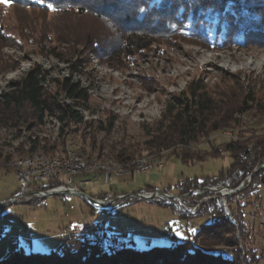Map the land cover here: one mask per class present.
<instances>
[{
	"label": "rangeland",
	"instance_id": "obj_1",
	"mask_svg": "<svg viewBox=\"0 0 264 264\" xmlns=\"http://www.w3.org/2000/svg\"><path fill=\"white\" fill-rule=\"evenodd\" d=\"M89 26L99 34L103 44L97 54H93V46L78 45L79 54L74 58L73 47L60 44L57 39L74 33L87 34ZM0 33L6 37V41L0 42V94L35 65L50 69L54 77H63L71 72L66 59L72 64L81 59L87 62L84 74H75V79H81L90 89V100L82 109L87 125L73 126L65 146H60L57 153L47 154L40 148L34 157L43 155L46 160L33 162L47 165L56 160L52 156L84 150L81 155L90 158L96 171L115 173L111 184L98 179L84 188L94 198L112 201L108 207L92 208L82 197L61 195L8 204L10 195L18 188L16 163L26 160L22 144L30 135L38 137L42 145L60 140L61 124L49 118L35 131L21 133L0 126V259L8 257L16 246L28 252H52L65 237L86 233L105 235L108 246L132 244L140 249L172 246L189 240L202 226L225 218L237 228L243 256L252 259L253 264H264V185L244 193L240 192L246 187L244 183L232 194L223 191L227 188L229 192L231 187L216 185L180 193L181 183L188 179L201 180L227 170L232 163L228 153L187 165L169 152L158 156L145 150L144 158L138 156L131 162L134 173L114 157V148L121 142H138L145 147V142L161 126L168 102L187 92L192 82L202 81L216 90L239 75L259 95H264V46L214 48L196 38L172 36L157 40L129 59L118 60L113 59L118 34L108 24L88 17L77 20L67 14L58 16L22 1L0 3ZM254 129L263 133L264 122ZM224 131L229 132V128L216 132L211 137L213 143L229 141L231 134ZM234 134L239 137L238 130ZM209 147L207 143L201 144L202 149ZM158 158L164 161L162 168L154 166L145 173L136 171L140 162ZM78 174L73 185L81 188L79 180L91 177V172ZM248 177L246 184L250 183ZM151 193L154 195L148 198ZM159 199H166L171 205L156 203ZM195 201L198 204L194 205ZM203 203H208L205 216L185 217L187 213L198 212ZM216 249L227 256L233 251L227 246Z\"/></svg>",
	"mask_w": 264,
	"mask_h": 264
},
{
	"label": "trees",
	"instance_id": "obj_2",
	"mask_svg": "<svg viewBox=\"0 0 264 264\" xmlns=\"http://www.w3.org/2000/svg\"><path fill=\"white\" fill-rule=\"evenodd\" d=\"M11 1H22L30 7L58 16L67 14L77 20L88 17L108 24L118 34L114 47L117 52L113 54V59L118 60L129 59L157 40L172 36L196 38L203 45L214 48L264 46V0ZM49 3L56 10L50 9ZM89 27L88 31L84 29L87 34L63 35L57 41L71 45L76 54L74 58L79 54L78 45L93 46V54H97L103 40L92 26ZM1 41H6V37L0 33ZM57 56L62 60L59 53ZM65 62L71 70L67 76L54 77L50 69L35 65L23 77L10 82L0 94L1 127L21 133L23 130L35 131L49 118L61 124L62 141L42 145L38 137L30 135L21 148L25 156L36 154L40 148L47 154L57 153L60 146H65L67 134L73 126L88 123L84 120L82 109L88 105L90 89L83 85L81 79H75L76 73L84 74L87 62L83 59L75 64L68 59ZM248 82L236 75L232 82L216 90L202 81L192 82L187 92L168 102L161 126L145 142V147L138 142H121L114 148L115 160L134 173L135 166L131 162L138 156L144 158L145 150L158 156L169 152L187 165L228 153L232 163L227 170L201 180L188 179L181 183L180 193L215 185L235 189L241 183L247 187L240 190L244 193L264 185V168L253 175L250 183L245 181L264 163V132L257 133L254 129L256 124L264 122V95H259L250 82L246 84ZM226 128L231 129L233 134L238 130L239 137H229V141L220 144L213 143L211 137ZM203 143L210 147L202 149ZM55 185L51 181L43 188ZM158 201L156 203L171 205L166 199ZM195 203L198 204L197 201ZM207 205L200 204L198 212L187 213L185 217L205 216ZM104 237L90 233L74 234L65 237L58 249L48 253L28 252L16 246L8 257L0 259V264H253L252 259L242 254L234 222L225 218L202 226L189 240L172 246L154 245L142 249L132 244L108 246ZM219 246L231 247V256L217 250Z\"/></svg>",
	"mask_w": 264,
	"mask_h": 264
},
{
	"label": "built area",
	"instance_id": "obj_3",
	"mask_svg": "<svg viewBox=\"0 0 264 264\" xmlns=\"http://www.w3.org/2000/svg\"><path fill=\"white\" fill-rule=\"evenodd\" d=\"M224 133L231 134V138H236V135L232 133L231 129H229V132L224 131ZM52 158L56 159V166L38 167L37 164L29 161V157L26 156V160L23 161V165H30V172H22V168H14L18 189L17 192L8 199V204L29 203L34 199L44 198L49 193L53 192H57L61 196L82 197L83 199H86L89 202L88 198L94 197L84 191V188L87 185L98 179H101L103 183L107 185L111 184L114 181L115 173H103L100 171H96V165L94 163H90V158H87L77 153L76 151H68L63 156H52ZM68 164H77V169L89 168L91 170V177L79 180V185L81 186V188H78L76 185H73L75 181L73 173H66V166ZM154 166L162 168L164 166V161L162 159H159L153 161L140 162V168L136 171L138 173H145ZM123 173L127 172L125 171L117 173V175ZM51 181H54L56 185L52 186L49 189H44L43 187L49 185ZM232 193H234V190L229 189V194ZM152 194L153 193H151V195ZM146 197L147 196H145L144 198ZM94 199L103 202L107 205L112 203V201H105L98 198ZM231 217L233 216L231 215Z\"/></svg>",
	"mask_w": 264,
	"mask_h": 264
},
{
	"label": "bare ground",
	"instance_id": "obj_4",
	"mask_svg": "<svg viewBox=\"0 0 264 264\" xmlns=\"http://www.w3.org/2000/svg\"><path fill=\"white\" fill-rule=\"evenodd\" d=\"M159 159V158H158ZM157 159V160H158ZM21 160V161H20ZM19 162L16 163V168H22V172H30V165H23V159H20ZM41 161V162H44L45 157H43V155L39 156L37 155L36 157H34L33 155V158H29V161L33 162V161ZM51 161V160H50ZM91 161V160H90ZM145 161V160H144ZM143 162V161H142ZM41 165H38V167H46V166H56V160H52L51 163H48L47 165H44L45 163H40ZM102 169H104L103 167H101ZM139 168V167H138ZM98 170V168H97ZM71 171V172H70ZM102 171V170H101ZM104 171V170H103ZM85 172H91V170H86V168H81V169H77V164H68L66 166V173H73V176H74V179L76 177V175L79 176L78 173H85ZM106 173H109V172H106ZM83 175V174H82ZM89 175V174H88ZM225 193L224 194H227L229 192H227L228 190L227 189H224L223 190ZM150 197V196H148Z\"/></svg>",
	"mask_w": 264,
	"mask_h": 264
},
{
	"label": "water",
	"instance_id": "obj_5",
	"mask_svg": "<svg viewBox=\"0 0 264 264\" xmlns=\"http://www.w3.org/2000/svg\"><path fill=\"white\" fill-rule=\"evenodd\" d=\"M261 168H263V165L260 166L259 168H257V169L254 170V172L248 177V181H249V182H251L253 175H254L258 170H260ZM231 189H232V188H231ZM233 190L236 191V190H239V188H236V189H233ZM55 195H59V193H57V192L49 193L46 197H48V196H55ZM153 195H154V194H152L151 197H152ZM166 196L168 197V195H166ZM142 197H145V196H142ZM88 199H89V202H90L92 205L96 206V207H107V206H108L107 204H105V203H103V202H100V201H97L96 199H94V198H92V197H89Z\"/></svg>",
	"mask_w": 264,
	"mask_h": 264
},
{
	"label": "snow or ice",
	"instance_id": "obj_6",
	"mask_svg": "<svg viewBox=\"0 0 264 264\" xmlns=\"http://www.w3.org/2000/svg\"><path fill=\"white\" fill-rule=\"evenodd\" d=\"M10 2H11V0H0V3H4V4H9L10 5ZM39 2L44 3L45 0H39ZM48 7L50 9H52V10H56L54 5H52L51 3L48 4Z\"/></svg>",
	"mask_w": 264,
	"mask_h": 264
},
{
	"label": "crops",
	"instance_id": "obj_7",
	"mask_svg": "<svg viewBox=\"0 0 264 264\" xmlns=\"http://www.w3.org/2000/svg\"><path fill=\"white\" fill-rule=\"evenodd\" d=\"M17 189H18V188H17ZM16 192H17V190H16L15 192H13L10 196H13ZM10 196H9V197H10Z\"/></svg>",
	"mask_w": 264,
	"mask_h": 264
}]
</instances>
